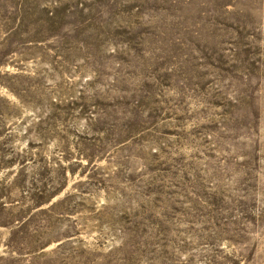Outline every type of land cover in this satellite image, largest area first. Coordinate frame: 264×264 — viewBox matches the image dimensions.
<instances>
[{
    "label": "rangeland",
    "instance_id": "1",
    "mask_svg": "<svg viewBox=\"0 0 264 264\" xmlns=\"http://www.w3.org/2000/svg\"><path fill=\"white\" fill-rule=\"evenodd\" d=\"M0 264H264V0H0Z\"/></svg>",
    "mask_w": 264,
    "mask_h": 264
}]
</instances>
